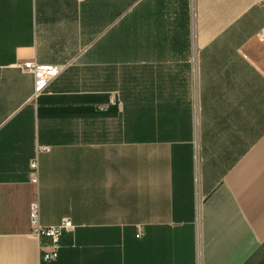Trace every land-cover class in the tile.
Returning a JSON list of instances; mask_svg holds the SVG:
<instances>
[{"label":"crops","instance_id":"0c3cea01","mask_svg":"<svg viewBox=\"0 0 264 264\" xmlns=\"http://www.w3.org/2000/svg\"><path fill=\"white\" fill-rule=\"evenodd\" d=\"M263 28L264 0H0V264H264ZM28 61L61 68L37 98ZM36 198L74 226L49 263Z\"/></svg>","mask_w":264,"mask_h":264},{"label":"built area","instance_id":"2783aa9c","mask_svg":"<svg viewBox=\"0 0 264 264\" xmlns=\"http://www.w3.org/2000/svg\"><path fill=\"white\" fill-rule=\"evenodd\" d=\"M259 37L264 40V28L260 31ZM23 70L30 72L34 77V98L40 96L50 82L59 74L61 68L54 65L38 64L34 61H28L17 64ZM48 149V148H45ZM33 181H37L38 160L35 158L31 163ZM30 222L33 234L39 238H46L48 241L41 244V260L43 263H49L57 260L59 257L60 240L64 231L72 229L74 226L69 219H64L57 226H43L40 222V204L36 198L30 204Z\"/></svg>","mask_w":264,"mask_h":264}]
</instances>
